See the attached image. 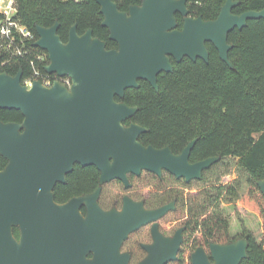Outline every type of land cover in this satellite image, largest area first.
<instances>
[{
  "label": "water",
  "instance_id": "1",
  "mask_svg": "<svg viewBox=\"0 0 264 264\" xmlns=\"http://www.w3.org/2000/svg\"><path fill=\"white\" fill-rule=\"evenodd\" d=\"M95 1L104 18L102 26L117 49H108L92 29L79 35L78 24L66 43L58 34L59 22L36 28L35 47L49 55L46 72L69 77L71 87L55 82L48 88L35 82L28 89L22 83L23 70L15 76L0 72V109L23 116L21 123L0 120V155L7 160L0 171V264H131L124 244L150 224L153 242L143 245L147 255L138 264L176 262L184 228L167 237L159 225L175 210V202L148 209L144 201L125 197L121 210L107 211L99 203L103 187L117 180L130 189L129 175L140 177L143 172L159 178L167 172L190 183L201 180L221 160L211 157L191 163L198 139L180 154L169 146L143 145L140 137L147 129L134 122L125 124L139 108L123 100L127 90L140 88L142 80L158 92L159 75L174 71L172 59L208 63L209 43L233 68L229 35L251 20L264 19V9L237 15L233 10L239 2L227 0L219 16L207 21L190 15L188 0H141L128 12L113 0ZM177 15L183 17L181 29ZM76 165L97 168L99 187L57 203L55 188L67 183ZM257 186L264 195V179ZM248 249L247 239L211 244V254L199 248L192 264H241Z\"/></svg>",
  "mask_w": 264,
  "mask_h": 264
},
{
  "label": "trees",
  "instance_id": "2",
  "mask_svg": "<svg viewBox=\"0 0 264 264\" xmlns=\"http://www.w3.org/2000/svg\"><path fill=\"white\" fill-rule=\"evenodd\" d=\"M113 1L126 12L130 6L141 4V0ZM233 1L239 2L233 10L237 15L264 9V0ZM226 2L188 0L187 7L192 17L208 21L219 16ZM16 8L15 19L34 33L35 40L27 43L30 53L24 57L0 51V72L15 76L23 70V79H26L32 73L30 61L41 55L45 61L37 62V66L41 74L46 75L49 55L35 47L38 40L36 28H49L56 22L60 23L58 34L65 43L71 28L78 24L79 35L92 29L95 37L107 43L108 49L117 48L109 38V30L102 26L104 18L95 0H16ZM2 18L0 14V21ZM177 20L181 29L183 17L177 15ZM229 43L233 47L229 53L233 68L220 59L219 52L209 43L208 63L189 58L181 63L173 61L174 71L158 77V92L142 80L139 81L140 88L127 90L123 100L129 106L139 108L136 116L125 124L134 122L147 129L140 137L143 145L169 146L175 154H180L191 141L198 139L191 163L211 157L221 158L204 172L201 180L190 183L169 173L162 178L148 172L141 178L130 176L134 189L128 194L136 200H145L147 208L155 209L177 201V211L168 214L162 222L163 227L170 215H176L179 217L177 227H186L179 259L170 264H192L190 254L198 246L228 244L239 239L249 242L248 257L241 264H264V195L257 186V182L264 179V19L249 21L243 30L235 29L229 35ZM0 120L21 123L23 116L19 111L0 109ZM227 159H236V166L250 178V191L242 202L258 217L261 225L258 234L242 225L240 232L232 234L231 214L223 205L236 206L239 199L236 187L219 188L216 196L208 192L230 172L231 166L225 162ZM6 165L7 160L0 155V171ZM99 178L100 173L95 167L76 166L67 176V183L56 186V202L62 204L73 197L93 193L99 186ZM194 185H199V190L194 189ZM146 187L149 191L143 194ZM164 232L168 233L165 229ZM15 236L19 239L18 228ZM138 249L139 252L134 253V264L142 253L141 248Z\"/></svg>",
  "mask_w": 264,
  "mask_h": 264
},
{
  "label": "rangeland",
  "instance_id": "3",
  "mask_svg": "<svg viewBox=\"0 0 264 264\" xmlns=\"http://www.w3.org/2000/svg\"><path fill=\"white\" fill-rule=\"evenodd\" d=\"M79 1V0H78ZM227 164H230L231 170L230 172L222 177L221 182H219L216 186H212L208 189L209 194L212 196H216V194L219 191V188H229V187H236L238 190L239 194V199L237 200L236 206L231 207L229 205H223L226 209L231 214V231L233 232L232 234L235 235L238 232H240V225L242 227L247 228L254 233L258 234L261 229L260 222L258 221V217L255 216V214L251 213L248 211L243 202L242 199L244 196H246L249 191H250V178L248 174H246L244 171L239 169L236 164L237 160L236 159H227L225 161ZM199 185H194V189L199 190ZM122 186L118 183H110L106 187L105 191L103 192L105 197H109L110 199L112 198H117L122 195ZM149 189L143 188L142 192L143 194H147ZM178 218L176 215L175 216H169L166 220V222L163 224L165 226L164 228L167 229L169 232L177 228V223ZM148 228H145L142 233L143 235L140 237H133L131 240H136L138 239L140 242H147L149 241V236H148ZM171 233V232H170ZM134 264V262H133Z\"/></svg>",
  "mask_w": 264,
  "mask_h": 264
},
{
  "label": "built area",
  "instance_id": "4",
  "mask_svg": "<svg viewBox=\"0 0 264 264\" xmlns=\"http://www.w3.org/2000/svg\"><path fill=\"white\" fill-rule=\"evenodd\" d=\"M0 14L3 18L0 21V51L8 52L13 56L24 57L30 53L27 43L35 40L32 31L21 25L16 19V0H0ZM36 43V42H35ZM45 61L44 56L38 55L36 60H31V75L23 79L22 83L28 89L33 87L35 82H40L45 87H52L55 82H61L66 87H71L72 81L69 77H59L58 75L41 74L38 63ZM6 63H3L5 65Z\"/></svg>",
  "mask_w": 264,
  "mask_h": 264
},
{
  "label": "flooded vegetation",
  "instance_id": "5",
  "mask_svg": "<svg viewBox=\"0 0 264 264\" xmlns=\"http://www.w3.org/2000/svg\"><path fill=\"white\" fill-rule=\"evenodd\" d=\"M141 5V4H140ZM131 7V6H130ZM129 7V8H130ZM128 11H129V9H128ZM127 11V12H128ZM123 12H126V11H123ZM83 35V34H82ZM115 49H117V48H115ZM173 59H172V64H173ZM76 166H81V165H76ZM75 166V167H76ZM81 167H83V166H81ZM83 168H88V167H83ZM75 169V168H74ZM97 169V168H96ZM99 172V171H98ZM100 173V172H99ZM143 173H145V172H143ZM143 173L141 174V176L140 177H137V176H135V175H129V181H130V183H131V185H132V187L130 188V189H126L125 188V185L121 182V181H118L119 182V184L122 186V189H123V191H122V195L121 196H119V197H117V198H112V199H110L109 197H105L104 196V194H103V192H104V187L105 186H107L108 184H106L104 187H103V192H102V195H101V198H100V201H99V203H100V205H101V207L104 209V210H107V211H109V210H111V209H113V208H117V209H119V210H121L122 208H123V205H124V199H125V197H130L131 199H133V200H135V201H144L145 202V200H136L133 196H131V195H129L128 194V191L129 190H132V189H134V184L132 183V181H131V179H130V176H134L135 178H141L142 177V175H143ZM165 173H167V172H164L163 173V175L165 174ZM158 177V176H157ZM163 177V176H162ZM117 181V180H116ZM99 182H100V178H99ZM112 182H114V181H112ZM111 182V183H112ZM110 184V183H109ZM99 187V186H98ZM135 192H137V191H135ZM133 193H134V191H133ZM91 194V193H90ZM87 195V194H86ZM175 202V210L174 211H171L170 213H172V212H175V211H177V201L176 200H173V201H171V202H169V203H167V204H165V205H168V204H171V203H174ZM145 205H146V202H145ZM165 205H163V206H165ZM147 207V206H146ZM162 207V206H161ZM149 209V208H148ZM156 209V208H155ZM82 213L84 214V215H86V209L85 208H83L82 209ZM170 213H168V214H170ZM167 214V215H168ZM166 215V216H167ZM166 216L163 218V219H161L160 221H159V225H160V230H161V232L165 235V236H167V237H173L175 234H176V232L178 231V230H180V229H182V228H184V231H183V236H184V241H185V231H186V227H184V226H181V227H177V228H175L174 230H172V231H170L169 230V232L168 233H166V232H164V227L166 226H163L162 227V222L164 221V219L166 218ZM145 228H148V236H149V241H147V242H140L138 239H136V240H134V242H133V240H131L133 237H134V235H135V237H140V236H142L143 235V233L141 232L143 229H145ZM17 229V228H16ZM166 231H168L167 229H165ZM14 232H15V230H14ZM171 232V233H170ZM137 234V235H136ZM20 237V236H19ZM153 242V237H152V224H150V225H148V226H146V227H144V228H142V229H140L139 231H137L136 233H134V234H132L130 237H129V239L125 242V244H124V247H123V252H127V253H130L131 254V264H133V261H134V253H138L139 251V247L141 248V251H142V253L140 254V259L136 262V264H138L141 260H143L145 257H146V255H147V253H146V251L143 249V245L144 244H151ZM127 243H129V244H127ZM126 244H127V246H126ZM183 244H184V242H183ZM183 244H182V246H183ZM211 244H215V243H210L209 244V246L208 247H203V246H198L197 248H195V250H193L192 252H191V254H190V258H191V262H192V255L199 249V248H203V249H205V251L208 253V255H210L211 254V252H210V245ZM181 249H182V247H181ZM181 252V251H180Z\"/></svg>",
  "mask_w": 264,
  "mask_h": 264
}]
</instances>
